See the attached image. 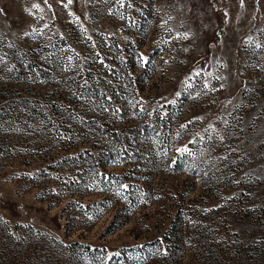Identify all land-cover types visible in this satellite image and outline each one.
I'll use <instances>...</instances> for the list:
<instances>
[{
  "label": "rangeland",
  "instance_id": "obj_1",
  "mask_svg": "<svg viewBox=\"0 0 264 264\" xmlns=\"http://www.w3.org/2000/svg\"><path fill=\"white\" fill-rule=\"evenodd\" d=\"M0 8V264H264V0Z\"/></svg>",
  "mask_w": 264,
  "mask_h": 264
},
{
  "label": "snow or ice",
  "instance_id": "obj_2",
  "mask_svg": "<svg viewBox=\"0 0 264 264\" xmlns=\"http://www.w3.org/2000/svg\"><path fill=\"white\" fill-rule=\"evenodd\" d=\"M117 2H119V3H123V0H117ZM44 3L47 4V3H48V0H44ZM68 3H69V4L72 3V0H68ZM240 3H241V6H243V4H244V0H240ZM49 6H50V5H49ZM66 6H67V5H65V7H66ZM32 7H33V8H39L40 5L34 3V4H32ZM3 15H4V10H3V8H0V16H3ZM45 27H47V25H45ZM31 34H32V33H29V32H25V33H24L25 36H30ZM186 35H187V34H185V36H186ZM251 39H252V38L249 37V38H248V42H251ZM256 47L259 48V47H261V45L257 44ZM185 51H187V49H185ZM69 59H71V57H70ZM196 75L199 76L200 73L197 72ZM208 75H211V73H208ZM215 79H216L217 81H223V80H226V77L216 76ZM86 85H87V81H85V86H86ZM225 87H226L225 83L221 82V83L219 84V88H212L211 90H212V91H221V90H224ZM204 88H205V89H208V88H209V85H208L207 82L204 84ZM176 95L179 96L180 93L177 92ZM172 102L174 103V101H172ZM227 103L231 104L232 101H231V100H228ZM225 123H227V121H225ZM209 127H211V125H210ZM206 131H207V130H206ZM219 138H220L221 141H223V139H224L223 136H221V137H219ZM210 139H211V137H210ZM186 150H187V149H184V151H186Z\"/></svg>",
  "mask_w": 264,
  "mask_h": 264
}]
</instances>
